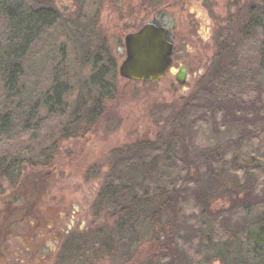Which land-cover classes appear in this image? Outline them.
<instances>
[{
    "label": "rangeland",
    "instance_id": "1",
    "mask_svg": "<svg viewBox=\"0 0 264 264\" xmlns=\"http://www.w3.org/2000/svg\"><path fill=\"white\" fill-rule=\"evenodd\" d=\"M51 2L53 8L47 18L55 22L47 30L41 51L66 43V36H60L63 33L60 20L76 23L85 18L90 28L95 27V38L106 40L115 59L116 74L108 88L112 91L111 99L104 102V112L94 127L87 131L80 129L74 137L67 134L60 138L45 166L24 168L17 180L20 188L17 193L13 192L12 177L0 174V198L5 204H10L16 196L20 203L27 199L35 213L41 211L53 220L57 217H53L55 209H59L61 217L56 220L62 225V237L70 235L65 243L72 244L75 236L90 240L78 251V257L71 260L72 264H138L154 242L151 209L145 207L144 202L159 190H180V202L174 211L164 216L163 223L172 225L163 230L173 232V244L178 252L174 263L222 264L215 250L231 245L228 239L232 225L255 223L264 208V200H259L260 206L256 208L245 206L248 195L264 199V112L260 108L257 124L246 125V130L253 133L240 134V126L229 116L224 117L225 109L212 107L208 102L219 101L220 95L226 92L228 98L246 104L259 100L264 107V51L258 45L262 29H256L255 38L239 42L234 32L227 31L223 46L225 50H232L225 53L221 64L216 66L214 62L210 67L208 62L201 64L202 53L197 63L189 65L188 80L183 86L171 75L154 84L132 82L118 75L124 58L119 34L123 22L122 0ZM28 10L23 28L30 31L33 17ZM85 28L86 25L77 45L91 40ZM12 37L0 19V111L9 107L2 74L13 51V47L9 48ZM95 42L91 40V46ZM40 48L24 57L25 62L35 58L37 77L41 73L37 57ZM73 51L68 47L67 69L75 75L79 69L74 63ZM187 58H190L188 54ZM88 72L84 65L81 78L73 79L79 88ZM30 83L27 77L26 84ZM234 114L238 117L241 111L234 108ZM246 116L252 117L254 113L248 111ZM13 133L10 140V132L4 138L16 149L21 145L20 134ZM171 134L180 138L172 137L176 140L172 143ZM182 143L188 150V158H197L200 152L213 148L221 155L212 158L208 168L198 158L197 167L190 164L187 168L179 161ZM2 150L0 146V152ZM151 160L156 161L159 174L143 186L140 166ZM33 175H45L51 191L29 197L26 189ZM196 175L201 186L194 194ZM127 204L133 206L127 208ZM115 209H127L124 212L129 216L121 215L119 219L112 215ZM109 231L112 234L109 235ZM255 232L249 234L248 231V237L235 242L233 251L243 259L252 258L255 264L258 260L264 263V246L257 251L253 248ZM162 239L158 235L156 240L161 243ZM169 259V255L159 254L154 263H167Z\"/></svg>",
    "mask_w": 264,
    "mask_h": 264
},
{
    "label": "trees",
    "instance_id": "2",
    "mask_svg": "<svg viewBox=\"0 0 264 264\" xmlns=\"http://www.w3.org/2000/svg\"><path fill=\"white\" fill-rule=\"evenodd\" d=\"M52 5L51 0H0V19H3L8 31L13 36L9 45V48L13 47V51L9 58L8 67L4 69L2 74L5 81L3 87L5 99L9 103V107L7 110L0 111V142L5 141L0 145L3 149L0 152V174L12 177L13 186L16 185L24 168L37 169V167L45 166L48 163L52 156L51 151L56 146L55 144L60 141V138H65L67 134L74 137L80 129L87 131L89 128L94 127L104 112V102L110 100L112 95V91L108 88L109 83L115 77L116 69L110 58H108L105 41L95 38L93 27L90 28L87 25L88 22L85 18H80L76 23L60 20L58 23L62 27L61 30H63L60 36H66V43H61L59 46H54V48H44L41 51L43 42L47 39V30L55 22V19L47 18V14L51 13L53 8ZM26 10L33 17V20L30 19L33 22L30 31L27 27L23 28L25 24L23 18ZM252 19H264V0H261L256 6ZM263 23L264 21L262 25ZM85 25L90 39L96 41L93 46H91V40L80 45L76 43L81 38V31ZM263 31L262 27V39L258 45L264 51ZM39 47L41 48L37 57L41 77H37L34 71L36 67L35 58L31 57L26 62L24 59L27 53L30 54L33 49L38 50ZM68 47L74 49L71 54L79 69L75 72V75L73 71L70 72L67 69ZM84 65L89 72L87 76H84L83 86L79 88L78 82L73 79L81 78V68ZM25 68H27L26 72L24 71ZM215 73L218 74L216 69ZM27 77L31 79L30 84H26ZM227 95L224 92L220 95L219 101L212 100L208 103L212 107L225 109L224 117L229 116L230 120L240 126L242 130L240 134L253 133L246 130V125L257 124L260 116L259 110L262 109V112H264L262 102L257 100L246 104V102L239 99L228 98ZM234 108L241 111L240 116L237 117L234 114ZM248 111L254 113V116H246ZM13 131L20 134L21 145L16 149L4 138L10 132V138L8 137L10 140L15 135ZM172 137L176 140L180 138L178 135L171 134L169 141L172 143L176 141ZM181 145L183 148L180 151L179 161L187 168L190 164L197 167L199 161L204 163L205 168H208L210 160L221 155L218 149L213 148L200 152L197 155L199 160L197 161L195 157L188 158V150L184 148L183 143ZM194 155L196 156V153ZM157 169L158 166L155 160L141 164L140 172L143 174V186L159 174ZM200 180H202L201 177ZM37 181L32 180L31 182L37 185ZM193 182L196 187L193 192L196 194L197 189L201 186L198 175H196ZM247 197L248 204H245V206L248 205L254 208L260 206L259 200H264L263 197L255 195H248ZM180 198V190L162 189L144 202V206L151 209L154 242L149 251L144 252L143 257L145 258L140 260L138 264H155L154 262L159 254L169 255L170 259L167 263L160 262L158 264H175L174 259L178 256V252L173 244V232L170 233L172 234L170 236L169 233H165L163 230L167 226L172 227V225L171 222H168V224L163 223L165 222L164 216L175 210ZM225 201L224 199L223 204H225ZM126 206L129 208L133 204H127ZM136 207L133 208L136 209ZM125 210L127 209L119 211L115 209L112 215L117 216L119 219L121 215H123V218L128 217L129 215H126ZM232 227L228 239L231 245L227 249L224 245L222 248L217 247L215 250L219 260L222 264H255L252 258L245 257L243 259L237 253H234L233 249L235 242L242 237H248V231L249 234H252L251 232L255 230V234L252 235L253 248L257 251L264 246V208L256 216L255 223H251L249 226L233 224ZM246 229L248 231H245ZM110 234L112 232L109 231ZM158 235L163 238L161 243L156 240ZM106 241L104 244H106ZM97 243L99 244L100 241H97ZM256 260H258L257 257ZM133 264L137 263L134 262ZM256 264L264 263L258 260Z\"/></svg>",
    "mask_w": 264,
    "mask_h": 264
},
{
    "label": "flooded vegetation",
    "instance_id": "3",
    "mask_svg": "<svg viewBox=\"0 0 264 264\" xmlns=\"http://www.w3.org/2000/svg\"><path fill=\"white\" fill-rule=\"evenodd\" d=\"M260 1L122 0L123 22L119 26V34L123 38L120 47L124 58L119 67L127 57L126 36L137 34L146 24L158 20L171 34L173 41L172 71L168 75L175 79L178 73L184 71L187 82L189 65L197 63L202 53L204 59L201 64L208 62L210 67L214 66V62L216 66L221 64L225 53L232 50H225L223 46L227 31L234 32L239 42L254 37L256 29H264V19H252ZM61 8L64 11L63 6ZM106 51L112 65L116 67L108 46ZM187 54L190 58H187ZM31 179L38 181L37 185L31 181L28 184L26 191L29 197L51 191L45 175H33ZM13 188L15 193L20 190L18 181ZM16 197L12 198L10 204H5L0 198V264H72L71 260L78 257V251L90 240L75 236L72 239L80 240L75 239L73 245L66 244L65 240L68 242L70 235L62 237L63 228L58 222L61 217L59 209H55L53 215L58 220H53L52 216L46 217L41 211L35 213L27 199L20 203V198Z\"/></svg>",
    "mask_w": 264,
    "mask_h": 264
},
{
    "label": "water",
    "instance_id": "4",
    "mask_svg": "<svg viewBox=\"0 0 264 264\" xmlns=\"http://www.w3.org/2000/svg\"><path fill=\"white\" fill-rule=\"evenodd\" d=\"M125 43L127 57L118 69L120 77L157 83L171 69L172 36L158 20L146 24L137 34L127 35ZM176 82L184 85V71L176 75Z\"/></svg>",
    "mask_w": 264,
    "mask_h": 264
}]
</instances>
